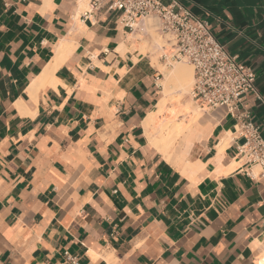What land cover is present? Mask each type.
Returning <instances> with one entry per match:
<instances>
[{
    "label": "crops",
    "instance_id": "0c3cea01",
    "mask_svg": "<svg viewBox=\"0 0 264 264\" xmlns=\"http://www.w3.org/2000/svg\"><path fill=\"white\" fill-rule=\"evenodd\" d=\"M172 1L254 73L243 110L264 139V0ZM84 12L0 0V264H259L264 177L234 120H180L146 21Z\"/></svg>",
    "mask_w": 264,
    "mask_h": 264
},
{
    "label": "built area",
    "instance_id": "2783aa9c",
    "mask_svg": "<svg viewBox=\"0 0 264 264\" xmlns=\"http://www.w3.org/2000/svg\"><path fill=\"white\" fill-rule=\"evenodd\" d=\"M84 1L88 6L84 18L100 9L117 12V22L129 32L138 30L144 21H155L152 27L165 39L162 62L166 67L182 62L192 67L190 100L200 110L214 113L217 119L234 120V133L243 140L237 147L238 157L247 165L258 167L264 177V139L249 113L243 110L246 98L261 101L254 88L255 75L226 53L211 35L206 21L197 19L174 1L169 5L161 0ZM65 256L70 264H76L74 258Z\"/></svg>",
    "mask_w": 264,
    "mask_h": 264
},
{
    "label": "rangeland",
    "instance_id": "374dc122",
    "mask_svg": "<svg viewBox=\"0 0 264 264\" xmlns=\"http://www.w3.org/2000/svg\"><path fill=\"white\" fill-rule=\"evenodd\" d=\"M78 2L79 5V9L81 12L86 11L88 8L87 6V1L84 0H76ZM155 21L150 20L146 22L145 25V29L146 32L148 33L149 36V44L154 48V47H158L161 48L163 47L164 41L165 39L160 37V35L156 32V30L152 27L154 25ZM176 65H187L190 67L191 72H192V77H193V71H192V67L188 64V63H177L172 65V67H160V70L162 72V74L164 75V79L165 76L176 66ZM193 83V79L190 81L189 85L184 89V91L178 89V87L174 84H171L172 89L170 90V93L168 95L169 99L173 102L179 103V104H183L184 106H189V108L191 109V113H189L188 115H184L181 119H185V117H192V113L194 112V114H196L197 116H200L201 118L197 121L200 122L202 120H206L207 122L211 121L212 119L210 118V115L208 117V115L206 114V112L204 111H200L195 104H193V102L190 100L188 93L191 89ZM196 112V113H195ZM198 114V115H197ZM179 119V118H178Z\"/></svg>",
    "mask_w": 264,
    "mask_h": 264
},
{
    "label": "bare ground",
    "instance_id": "6f19581e",
    "mask_svg": "<svg viewBox=\"0 0 264 264\" xmlns=\"http://www.w3.org/2000/svg\"><path fill=\"white\" fill-rule=\"evenodd\" d=\"M167 82L166 83H174L178 87V89L184 91V89L189 85L190 81L192 80V72L189 66L187 65H176L167 75ZM166 83H162L163 85V91L166 95L167 93V87ZM168 99H163L158 104V111L157 115L160 114L167 106ZM196 113V112H195ZM155 114H152L148 121H152V117H154ZM198 115V114H197ZM170 127V129H169ZM169 130V131H168ZM185 130L181 123H176L174 126H170V123H165L160 126V133H164L166 131L170 132L171 137H177L181 135ZM169 134V135H170ZM168 135V133H166ZM168 142H171V139L169 138L167 140ZM259 264H264V254L259 260Z\"/></svg>",
    "mask_w": 264,
    "mask_h": 264
}]
</instances>
